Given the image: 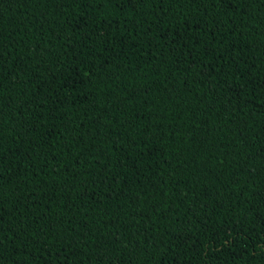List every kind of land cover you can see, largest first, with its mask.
I'll return each instance as SVG.
<instances>
[{"label": "trees", "instance_id": "16d2710c", "mask_svg": "<svg viewBox=\"0 0 264 264\" xmlns=\"http://www.w3.org/2000/svg\"><path fill=\"white\" fill-rule=\"evenodd\" d=\"M0 264H264V0H0Z\"/></svg>", "mask_w": 264, "mask_h": 264}, {"label": "snow or ice", "instance_id": "6c2138e0", "mask_svg": "<svg viewBox=\"0 0 264 264\" xmlns=\"http://www.w3.org/2000/svg\"><path fill=\"white\" fill-rule=\"evenodd\" d=\"M231 239V238H230Z\"/></svg>", "mask_w": 264, "mask_h": 264}]
</instances>
